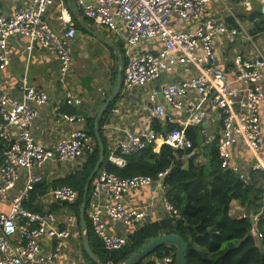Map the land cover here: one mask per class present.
Wrapping results in <instances>:
<instances>
[{"label": "built area", "instance_id": "1", "mask_svg": "<svg viewBox=\"0 0 264 264\" xmlns=\"http://www.w3.org/2000/svg\"><path fill=\"white\" fill-rule=\"evenodd\" d=\"M15 9L5 12L0 0V72L11 64L10 43L21 37L29 41L27 51L36 46L53 51L67 73L72 64L71 43L78 28L64 0H10ZM78 10L94 26L106 30L122 51L125 60L123 92L146 91L145 128L125 132L108 154V163L126 166V157L149 147L169 145L175 151L193 150L187 134L191 127L219 126L216 149L224 171H233L246 180L238 167L233 148L245 146L256 161L254 170L264 172V52L241 24L237 7L249 3L235 0H74ZM59 7L55 29L47 15ZM232 21L234 23H232ZM237 36L249 44V51H237L229 65L220 66L222 39L233 42ZM185 78L160 83L163 77ZM22 99L9 97L0 83V139L3 149L0 163V264H62L66 240L79 239V217L73 212L64 222L46 210L27 208L32 194L46 179L47 166L76 163L86 152L95 151V142L86 128L70 131L54 148L38 143L33 127L39 111L48 102L44 90L22 82ZM69 103L79 105L80 97L66 94ZM70 124L85 125L83 115H63ZM159 122L165 135L161 142L154 128ZM212 139L209 138V141ZM160 151V150H159ZM24 175V187L3 207L8 194ZM170 170L154 178L136 175L122 178L103 166L92 181L86 216L103 251L112 256L123 250L129 238L143 228L146 211L128 206L133 191L155 188L164 196L168 218L180 214L166 198L165 178ZM79 192L69 185L51 188L38 196L42 205L78 202ZM264 217V199L260 212L252 213L254 222ZM120 228L126 232H119ZM46 242L49 243L46 245ZM68 264H74L70 261ZM92 264V263H91ZM108 264H113L111 261ZM140 264H175V252L152 254Z\"/></svg>", "mask_w": 264, "mask_h": 264}, {"label": "crops", "instance_id": "2", "mask_svg": "<svg viewBox=\"0 0 264 264\" xmlns=\"http://www.w3.org/2000/svg\"><path fill=\"white\" fill-rule=\"evenodd\" d=\"M242 1L249 3V6L237 7L243 12L240 13L241 24L244 26L245 22L249 23V31L245 26L244 28L249 32L253 40L254 38L256 39V41L254 40L255 44H257L264 52V33L258 34L257 36H253L250 33L254 23L251 19V15L255 12H260L262 14L264 0ZM64 3L75 19L79 10L74 0H64ZM1 5L5 12L10 13L15 9V4L10 0H1ZM58 14L59 7L56 6L52 8L47 15L48 21L55 29L60 27V24L57 21ZM81 18L85 19L91 29L110 36L106 30L94 26L90 21L88 22L86 20L87 18H85L82 13ZM89 43H95L99 46L101 51H97L100 56H98L95 62L96 64H98L97 61H101V58L113 57L105 43L91 35L89 36V34L84 31L79 30L77 38L70 46L72 66L67 73L61 71L60 61L53 51L36 46L32 52H29L27 51L29 41L21 37L15 38L10 43L12 50L11 64L5 71L0 72V83L9 97L17 100L22 99V92L20 90L22 82H26L28 85L35 86L47 93L48 102L40 109L39 116L33 127V136L35 140L47 148H54L70 131L80 128L87 129L89 120L95 117L105 99L114 90L113 70L112 68H107L109 65L108 62L105 65L107 68L105 72L104 68L102 69L100 67L97 70L94 65H92V68L89 70L86 67V62H84L83 59H87L88 57L85 53ZM218 48L220 66L228 72L233 71V67L229 65V62L234 52L247 50L252 53L249 44L243 42L240 36H237L231 43H227L226 39H222ZM77 58L80 59L78 62ZM93 62L94 60L91 61V63ZM74 64L76 66H81L80 70L75 69ZM89 66L90 64L88 67ZM87 71H90V73L86 74ZM94 72L100 75H96ZM187 76L188 75H182L175 78L166 76L163 77L160 83H169L176 78L182 79ZM68 92H73L80 97L82 103L76 105L67 102L66 94ZM145 93V90L142 92L133 91L123 93L121 91L118 101L107 115L108 123H106L102 129L107 143L108 154L118 140L124 136L125 132H140L145 128ZM141 98H143L142 102H140ZM63 115H83L86 117L87 123L83 126L80 124H70L61 119ZM197 128H201V131H199L201 135L200 137L203 138V142L202 147L198 149L196 153H200V157L205 161L203 164H207L209 162V154L211 153L212 145L214 144L216 148V141L213 139L218 136L220 127L210 126L208 128L207 126H203ZM209 138L212 140L209 141ZM162 139V135H159L158 141L161 142ZM0 141L2 140L0 139ZM161 146V144L157 146V152H159ZM233 152L235 153L236 162L241 173H243L248 179L249 176H251V173L257 171L254 170L256 161L252 158L250 152L245 146L233 148ZM2 153L3 149H0V163L2 162ZM86 160L87 155L85 154L84 157L76 163L63 162L48 165L46 171L47 179L43 183L46 187V191L44 194L38 196L45 195L51 188L59 187V182L71 174H75L77 167L85 163ZM62 164H65V166L61 169L58 166H62ZM24 175L25 172H23L22 179L15 190L8 194V199L3 207L4 211H9L12 197L24 187ZM37 198L36 204H38L43 211L49 210L57 214V218L61 222H64L69 214L72 213L69 208L67 209V206L54 202L48 205H42L38 202ZM163 199L164 196L159 195L155 191V188L152 187L145 190L131 192L127 197L126 203L128 206L140 207L146 211V225L164 221L168 218V214L164 208ZM263 199L264 197L258 203L257 214L260 212ZM253 212V209L241 205L238 201H233L230 206V216L233 219H240L243 218V216L249 217ZM259 218L260 217H258V219ZM256 222H254V224ZM119 232L124 233L126 230L120 228ZM48 244L49 243L46 242V245ZM65 244L66 246L62 254V264H68L70 261H74V264H91L84 256L81 237H79V239L71 238L66 240Z\"/></svg>", "mask_w": 264, "mask_h": 264}, {"label": "trees", "instance_id": "3", "mask_svg": "<svg viewBox=\"0 0 264 264\" xmlns=\"http://www.w3.org/2000/svg\"><path fill=\"white\" fill-rule=\"evenodd\" d=\"M251 19L254 23L250 33L253 36L264 33L263 15L255 12L251 15ZM76 26L78 31H83L78 23ZM109 50L117 65L114 52L110 48ZM113 85H115V80H113ZM117 101L111 105L100 123L101 136L106 150L103 167L122 178L136 175L156 178L158 173L170 170L164 182L166 198L178 210L180 218L177 220L167 218L164 221L144 225L129 238L128 245L123 250L112 256L106 255L103 251L87 219L91 248L101 260L105 264L109 261L119 264L149 240L162 234L176 233L189 243L187 264H264V217L261 216L254 224L251 218L233 219L230 216V206L233 201H238L241 205L253 209L254 213L258 212V203L264 197V172L257 170L245 180L233 171H224L221 167L220 154L214 144L209 154V162L207 164L198 163L200 153L196 151L202 147L203 138L200 137L201 128L193 127L187 130L193 142V150L179 152L169 145H162L160 151L156 153L153 147H149L126 157V166L123 168L112 165L107 160V143L102 129L108 123L107 115ZM93 123L94 117L89 120L87 131L94 139L95 151L86 152V162L77 167L75 174H71L58 184L60 186L69 185L79 192L80 197L77 203L64 205L77 217H79L85 184L99 156ZM154 128L159 135H165L159 122H155ZM5 147L4 141H0V149ZM45 191L44 184L38 185L32 194L31 202L26 205L27 208L42 212L43 210L36 204V198ZM254 229L256 234H254ZM172 252H175V248L166 246L154 254L163 256V253ZM83 253L85 258L92 263L84 251Z\"/></svg>", "mask_w": 264, "mask_h": 264}, {"label": "water", "instance_id": "4", "mask_svg": "<svg viewBox=\"0 0 264 264\" xmlns=\"http://www.w3.org/2000/svg\"><path fill=\"white\" fill-rule=\"evenodd\" d=\"M262 14L264 15V6L262 8ZM75 21L85 33L105 43L114 52L117 59V74L114 90L105 99L99 111L94 117L93 132L99 149V156L85 184L82 203L79 208V228L83 251L93 264H105L91 248L90 238L88 234L86 209L92 181L95 178L97 172L104 165L106 158V150L101 136L100 123L105 114L110 109L111 105L120 97L123 87L125 60L123 58L121 49L116 44L114 39L106 34L91 29L85 19L81 18V13L79 11L75 17ZM166 246L175 248V264H187V252L189 249V243L182 236L176 233L162 234L154 239L149 240L119 264H140L150 255Z\"/></svg>", "mask_w": 264, "mask_h": 264}, {"label": "rangeland", "instance_id": "5", "mask_svg": "<svg viewBox=\"0 0 264 264\" xmlns=\"http://www.w3.org/2000/svg\"><path fill=\"white\" fill-rule=\"evenodd\" d=\"M237 2L238 1H242V0H236ZM240 13H243L242 11H240V9H236V14H237V16L239 17V19L241 20V16H240ZM88 22H89V20L88 19H86ZM242 22V21H241ZM244 23V22H243ZM244 26L247 28V30L249 31V27H250V25H249V23L248 22H245L244 23ZM110 35V34H109ZM90 36V35H89ZM110 37L111 38H113L111 35H110ZM254 40L256 41V39L254 38ZM79 41V40H78ZM95 42V41H94ZM99 50V52H101L100 51V49H99V46H97L95 43H89L88 44V46H87V50H86V55L88 56L87 57V59H83L84 60V62H86V67L88 68V70L89 69H91L92 68V65H94L95 66V69H97L98 70V68H104V72H105V70H107V68H112V70H113V80H116V72H117V65H116V61H115V59L112 57V58H110V57H106V58H101V61H97L98 62V64H100V65H98V64H96L95 62H96V60H97V58H98V56H100V54L97 52ZM103 56V55H102ZM79 58H80V56H79ZM108 58V59H107ZM80 59H78L77 58V62L79 61ZM92 60H94V62L93 63H91V61ZM108 62V67L106 68L105 67V65H106V63ZM80 64V63H79ZM90 64V66L88 67V65ZM81 65V64H80ZM72 66V65H71ZM74 68L75 69H78V70H80V68H81V66H76L75 64H74ZM106 68V69H105ZM90 71H93V70H90ZM90 71H87L86 72V74H89L90 73ZM96 71V70H95ZM94 74H96L95 72H94ZM96 75H100V74H96ZM95 76V75H94ZM175 80H179V78H176ZM143 101V98H141L140 99V102H142ZM198 163H200V164H203V163H205V161H204V159L202 158V157H200L199 159H198ZM65 166V164H62V166H58L59 168H63ZM67 209H68V207H67ZM254 234H256V232H255V229H254ZM125 260V259H124Z\"/></svg>", "mask_w": 264, "mask_h": 264}]
</instances>
